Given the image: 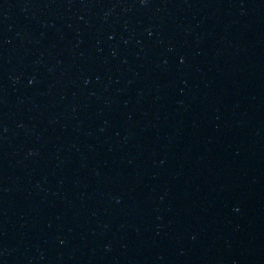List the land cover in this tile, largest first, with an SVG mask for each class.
Here are the masks:
<instances>
[{
  "label": "water",
  "instance_id": "1",
  "mask_svg": "<svg viewBox=\"0 0 264 264\" xmlns=\"http://www.w3.org/2000/svg\"><path fill=\"white\" fill-rule=\"evenodd\" d=\"M59 264H264V0H196L133 146Z\"/></svg>",
  "mask_w": 264,
  "mask_h": 264
}]
</instances>
